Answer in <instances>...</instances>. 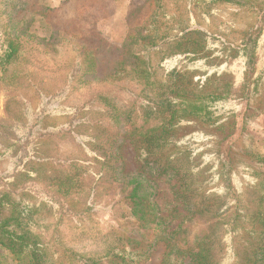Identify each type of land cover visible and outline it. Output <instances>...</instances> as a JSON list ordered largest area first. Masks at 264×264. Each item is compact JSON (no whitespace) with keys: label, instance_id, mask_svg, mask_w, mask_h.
Masks as SVG:
<instances>
[{"label":"trees","instance_id":"16d2710c","mask_svg":"<svg viewBox=\"0 0 264 264\" xmlns=\"http://www.w3.org/2000/svg\"><path fill=\"white\" fill-rule=\"evenodd\" d=\"M161 2L143 0L133 5L121 47L101 39L79 47L66 89L43 99L31 118L17 107L9 122H0V164L4 158L8 160V168L0 172V251L10 253L18 264H56L57 257H66L69 264L102 263L67 246L59 228L65 216L78 219L93 214L92 206L79 205L83 161L58 151L32 152L42 141L67 137H90L87 146L96 149L93 152L101 162L96 176L118 188L139 227L153 231L154 244H166L163 264H264V170H253L255 184L244 193L236 188L229 162L215 159L216 165H195L190 152L172 139L181 123L197 121L213 126L217 122L215 105L226 96L223 84L212 71L192 70L189 63L204 65L213 54L218 58L231 53L246 57L248 68H252L262 33L264 0L233 1L257 17L249 29L235 33L227 23L207 25L213 32L200 25L175 33L173 29L160 30ZM207 2L222 5L230 0ZM63 21L65 18L60 19L61 25ZM60 30L54 31L52 38L64 40ZM221 30L235 36L224 38ZM7 36L0 54V86L14 73L12 65L24 40L51 46L49 39L21 24ZM74 80L82 88L117 85L116 90L129 99L116 103L97 95L69 107L70 113L68 107L63 108L61 121L56 119L50 125L54 105L67 101ZM109 123L113 131L104 141ZM125 141L134 145L139 162L138 170L128 174L123 171ZM258 160L264 164L263 156ZM155 177L176 182L170 188L173 214L157 204ZM47 214L58 222L41 229L38 218ZM123 241L127 244L106 252L109 264H140L153 247L138 249L142 242Z\"/></svg>","mask_w":264,"mask_h":264},{"label":"rangeland","instance_id":"374dc122","mask_svg":"<svg viewBox=\"0 0 264 264\" xmlns=\"http://www.w3.org/2000/svg\"><path fill=\"white\" fill-rule=\"evenodd\" d=\"M143 0H0V54L9 33L21 24L39 37L51 42L46 48L43 42L24 40L18 59L12 65V72L0 86V122H9V116L17 107L32 117L40 109L43 99L66 89L79 55V47H86L91 41L103 40L109 45L121 47L128 35L127 15L134 4ZM208 0H162L157 25L160 30L173 29L174 33L184 28L200 25L201 29L213 32L207 25L221 23L233 25V33L249 29L256 23V15L234 5L233 1L222 5L209 4ZM214 8V9H210ZM55 10V11H53ZM59 10V11H56ZM65 18L62 25L60 19ZM166 21V22H165ZM165 23V24H164ZM262 33L257 42L254 59L248 68V59L243 55L227 53L217 58L216 54L208 64L189 63L192 70L212 71L223 84L225 99L215 105L217 122L213 126L201 122L181 123L173 133L174 144L188 150L195 165H215L218 160H226L234 171V183L238 190L247 193L255 183L251 176L253 170L263 171L264 164V17L261 20ZM61 29V30H60ZM60 30L63 39L52 38L54 31ZM219 32V31H218ZM224 38L231 39L221 30ZM91 42V43H90ZM89 43V44H88ZM219 49L220 46L215 44ZM8 85V87H7ZM85 87V86H84ZM117 85L93 84L82 88L77 80L72 81L71 95L54 105L51 124L61 121L63 108L80 106L97 95L110 97L116 103L129 98L116 90ZM112 133L110 123L107 127ZM106 131V130H105ZM107 134V141L109 135ZM46 140L33 147L37 154L55 153L83 161L85 177L79 194V205H90L93 214L78 219L65 216L60 222V230L67 246L80 254L109 264L105 258L111 247L120 248L127 244L124 238L142 242L144 248L153 245L140 264H163L167 251L166 244H154V233L139 227L133 218L131 207L119 194L110 181L101 180L96 172L101 162L87 144L90 137ZM110 143V142H109ZM107 151L109 150V146ZM106 148H103L105 151ZM99 155V154H97ZM124 173L138 170L139 162L135 147L129 141L122 146ZM216 157V158H215ZM0 172L8 168L4 158ZM210 161V162H209ZM98 163V164H97ZM104 173V172H103ZM157 204L173 214L174 207L171 186L163 178H154ZM42 228L54 227L58 220L50 215L39 217ZM178 223L175 221L174 224ZM59 256V255H58ZM137 257V255H135ZM56 264H69L66 257H57ZM0 264H18L8 252L0 251Z\"/></svg>","mask_w":264,"mask_h":264}]
</instances>
